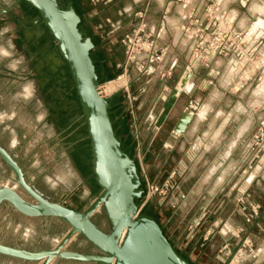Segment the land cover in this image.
I'll return each instance as SVG.
<instances>
[{
	"label": "crops",
	"instance_id": "obj_1",
	"mask_svg": "<svg viewBox=\"0 0 264 264\" xmlns=\"http://www.w3.org/2000/svg\"><path fill=\"white\" fill-rule=\"evenodd\" d=\"M72 1L76 12L81 17V25L86 29L93 42L98 45L101 52H106L103 50L104 46L114 43L116 37L114 29L124 27L125 30L131 32L138 27L140 23L138 16L142 14L143 23L146 26L145 32H149L150 37L155 41L159 49H166L162 65L167 67L172 62L175 64L172 76L166 80H160L158 74L154 73L139 79L134 75L130 82L131 85L135 84L137 100H139L138 102H140L139 104L142 106L136 108V113L131 111V115L133 118L137 119L140 125L146 124L150 132V121L152 116H149V118H147V116L151 107L154 106V117L159 115V112L161 110L163 111L165 107L168 108L167 111H165V118L159 119V131L152 138V147L155 149L153 161L151 162L149 153H146L144 161L148 173L149 169L152 167L155 168L151 180L160 184L167 171H169L175 163H178L179 160H183L181 153L185 147L191 146L192 143H194L195 137L189 135V131L196 119L193 105L202 102L203 98L207 96L206 91L200 90L201 84H206L209 91L212 87H219L225 74L230 71L225 68L229 66L230 59L218 58L210 64L209 68L198 65L191 70H187L188 43L181 38L179 31L180 26L185 21V18L181 19L180 17L182 4L170 2L168 0H129V2L123 6V12L127 14L124 15L118 10L117 14L119 17H111L109 15L108 5L111 2L112 5H115L116 2H118L117 0ZM211 1L217 2V0H191L190 8L194 6L201 7ZM220 2L226 3V10L228 11L235 8L242 15L245 13V8L241 6L240 0H234V2L220 0ZM188 10V8L183 9L185 13H187ZM132 13L136 14L133 23L130 22L129 24H125V17L127 18ZM123 19L124 21H122ZM237 20H239V17H237ZM172 21H177V23L174 24ZM24 26V30L21 29V32L23 31L24 35L29 34L30 36L29 40L25 42V46H27L28 50L36 51V57H31L32 63H37V69L38 67L41 69L37 77L40 79V81L38 79V83L42 94V103L47 111L44 117L37 114L38 116H36L35 121H30L31 131L29 134L31 138H29V140L31 142L29 145L30 151L28 152L25 149L26 162L29 161L32 167L34 166L42 169L41 173L38 175L44 172L49 173L54 171L56 170L55 168L65 167L63 168L64 171L67 172L70 168L74 169L75 173L82 181H89L91 178L87 165L88 157L85 151L86 139L83 136L82 122L77 115L79 110L73 101H70L69 97L60 92L58 88L59 85L54 84L50 76L45 77V74H43L44 69H47V73L50 71H48V67L46 66L45 58L47 57L48 60L54 57V44L45 33H33L32 30L36 31V29L29 23H25ZM232 26L234 30L241 32V29L237 28L236 22H234ZM244 47L255 49V58L258 57L259 52L264 50V35L257 33L255 36L249 37ZM110 56L111 57L106 55V58H114L113 53ZM217 62H219V66H217ZM187 72L190 73L187 87H189L190 84H194L196 87L193 88L190 94L187 89L179 92L175 101L168 100L166 97L167 94L173 88L177 87L180 79ZM8 79H10V76ZM235 79H237L236 75L232 78L228 87L222 89L224 92V101L219 107L226 115H230V118L221 132V140L213 150L209 152H203V150L197 152L195 155L199 157L198 160L194 159L193 155L190 153L192 146L188 148V157L181 163L183 173L181 177L178 178L179 191L185 195V199L177 209L171 210L167 221L168 223L163 225V232L175 249L182 255L194 256L193 260H189L185 256L190 262L192 261L193 264L198 263L200 256L202 257V255L204 256L205 254L207 256L208 253L213 254L219 245L227 239L226 237H221L222 235L224 236L227 231L239 232L240 234L243 233V235L248 234V237L252 240L257 250L264 249V172H250L251 177H255L251 178V190L248 193L247 201L256 203L261 207L258 219L250 225H245L242 222V218L239 216L237 217L234 212V190L237 185L235 182L236 175L239 171H242L246 165L244 161V145L256 125L258 123H264V107L259 112L255 109L256 101L251 102V96L254 93V87L252 88V86L243 90V94H248V97H250L248 98L247 105L242 101L240 94L232 92L230 87ZM4 84L9 86L10 81ZM165 88L168 89V92H165ZM185 112H190L192 114L191 121L183 134L176 135L173 132L174 127L178 119ZM41 117L43 118L41 119ZM222 119L223 117H221V120ZM209 121H211V115L209 116ZM219 123L220 120L217 121V125H219ZM204 127L205 125H200L201 130H203ZM242 127L245 128L243 135L237 139V133ZM45 130H50L53 133L50 140L47 139L43 141ZM34 134L36 138L32 137ZM199 134L198 132L196 136L198 137ZM50 141L56 145L48 146ZM233 143H235V147L229 149V146ZM166 144L171 145V147H165ZM56 146H60V148L58 149ZM229 151L230 155L227 154ZM225 156L226 158H224ZM212 167H217V172L206 185L200 187L199 194L194 195L193 193L199 186L203 175ZM221 173H224L222 184L216 189L214 195H209V190L213 187L216 178L220 176ZM94 188L96 190L95 185ZM171 202L172 199H169V204ZM179 202L178 200V203ZM66 203L68 204V202ZM88 204L84 206V209ZM72 208L79 211L77 207ZM12 212L13 214L15 213L13 210ZM19 216L29 219L30 221L44 222L41 229L43 235L50 233V226L52 223L59 224L61 228L64 227L67 231V227L62 222L53 218H27L22 215ZM157 216H160V210L157 211ZM182 220L185 221V227H189L194 221H201L194 232L196 234V241L189 244V246L185 245V247L181 242L183 235L177 232L178 224H180L179 222ZM164 230H167V233H165ZM205 233L208 235V240L202 243L200 238ZM63 235L54 237L55 244L44 249L53 248ZM217 235L219 236L216 237ZM37 249L41 248L37 247L32 250H26L35 251ZM242 256L244 259L245 254L243 253ZM0 258L6 257L0 256ZM256 258L257 256L253 258L254 261L252 262H254V264H264V256L261 259L255 260ZM6 259L16 264H37L23 263L9 258ZM56 262L82 264L63 260H54L50 264H55ZM234 263L236 264L237 261Z\"/></svg>",
	"mask_w": 264,
	"mask_h": 264
},
{
	"label": "water",
	"instance_id": "obj_2",
	"mask_svg": "<svg viewBox=\"0 0 264 264\" xmlns=\"http://www.w3.org/2000/svg\"><path fill=\"white\" fill-rule=\"evenodd\" d=\"M18 4L34 11L36 16L30 23L37 25L36 30L42 29L54 44V63H62L66 68L73 103L82 122L87 165L96 192L82 211L70 208L64 202L66 196L58 201L51 200L26 180L17 161L0 144V163L27 196L24 199L16 190L0 187V205L5 204L27 218H53L67 227L51 249L30 251L0 243V256L37 264H50L54 260L82 264H193L169 242L161 225L148 213L149 207L138 212L144 190L133 146L123 147L114 128L111 111L117 104L116 94L108 98L98 95L100 78L90 56L96 46L88 33L81 29L82 20L73 1L12 0V6ZM189 77L188 72L183 75L180 86L167 94L168 100H176L179 92L185 90ZM167 109H163L160 119L165 118ZM191 117L190 112H185L178 119L174 134H183ZM98 212L106 223L105 231L93 222ZM75 237L81 238L96 252L66 249ZM233 255L234 251L228 260Z\"/></svg>",
	"mask_w": 264,
	"mask_h": 264
},
{
	"label": "rangeland",
	"instance_id": "obj_3",
	"mask_svg": "<svg viewBox=\"0 0 264 264\" xmlns=\"http://www.w3.org/2000/svg\"><path fill=\"white\" fill-rule=\"evenodd\" d=\"M116 1V0H115ZM115 5H112V2L108 5L109 8V15L111 17H119L117 14V11L119 10L122 14L123 12V6L126 5L129 0H117ZM213 2V1H211ZM0 26H3L5 24L14 26L13 32L9 35H13L12 43L14 44V57L13 59H18L19 57H23L22 63L18 66L17 70L13 71L11 70L7 65L9 63L8 60H4L0 62V114H3L4 118L0 120V144L5 148V150L12 156L14 160L17 161L18 165L22 168L24 176L26 180L29 183H32L34 187L41 192L45 197L53 200H57L58 198L62 197L63 195L66 196L64 202H68V206L70 208L77 207L79 211L84 210V206H86L91 200H93L95 195V188L92 183V179L89 181H82L80 177L75 173L74 169H71V172L75 174V178L71 180V187L65 186L64 184H61L57 182L56 177L58 175H62L66 173L63 168L65 167H59L55 168L56 170L51 171L49 173H42L41 175H38L41 173L42 169L32 167L31 163L26 162V156H25V149L29 152L30 148V140L31 138L30 129H31V123L30 121H35L36 116H45L47 114L46 109L43 106L42 103V94L40 92L39 83H38V77L37 74L41 69H37L38 64L32 63L31 57H36V51L28 50L26 43L30 36L29 34H25L21 29L25 27V23L27 22V18L21 15H23L24 11L18 8L17 6H12V0H0ZM127 14V13H125ZM124 14V15H125ZM15 15V19H17L16 23H13V21L10 20V16ZM118 15V16H117ZM136 17L135 13H132L127 18L125 17V24H129L130 22L133 23L134 19ZM124 21V19L122 20ZM24 30V29H23ZM115 31V40L114 43L108 44L104 46L102 49L106 52L105 55H110L113 53L114 58L107 60L109 67L112 69L113 73L116 72V76L114 79H111L110 81H119L120 84L116 91H114L111 95L116 94V98L121 99V107L122 110L120 111V115L116 116L119 120V117L125 116L127 119V125L129 133L132 135L133 133V120L131 117V111H134V113L137 112L136 108L142 107L140 106L139 100H137V93L135 84L131 85L130 82L135 75L134 70L132 68H126L125 70V51L122 47L120 40L121 38L129 33L127 30H125L124 27H118V29H114ZM33 33H42L41 29H37L36 31L32 30ZM40 37V35H39ZM7 39V37H5ZM0 43H3V41H0ZM106 49V50H105ZM28 50V52H27ZM256 57L255 59H257ZM54 59V58H53ZM52 58L47 60V57L45 58L46 66L49 70L57 71L55 69V63ZM58 64V63H57ZM58 66V65H57ZM251 65H247L243 68L242 71L235 74L237 76V79L232 83V86L230 87L232 92H236L237 94H240L242 97V101L244 103L248 102V94H243V90L249 86L254 87V93L251 96V102L256 101L255 109L259 112L264 107V96H262L261 90L264 89V71L256 70L255 72H249ZM227 70L229 69V66L225 67ZM43 74H45V77H49L47 73V69H44ZM57 75V72H56ZM10 76V79H8ZM9 86L4 84L6 82H9ZM40 81V79H39ZM48 81V80H47ZM153 81V80H152ZM32 83L35 89L34 95H32L31 98L25 99L24 98V89L29 84ZM106 82H102L100 84H104ZM153 83V82H151ZM125 85V86H124ZM127 88V91L125 88ZM235 88L238 89V91H235ZM135 92V93H134ZM135 98V101H130L132 99L128 98ZM142 103V102H141ZM253 109V108H252ZM38 114V115H37ZM137 124H139L137 122ZM140 126V132L142 135L146 136V141L144 144V150L145 152L149 153L151 157V162L153 161V156L155 149L152 147V131L150 132L148 126L146 124L139 125ZM119 129V126L116 127ZM115 128V129H116ZM14 134V135H13ZM52 132L50 130H45V135L43 138L44 140H50V137L52 136ZM29 137H28V136ZM121 137V134H119ZM33 138H36L35 134L32 136ZM42 139V137H41ZM55 146L56 144H53L51 141L48 143V146ZM193 145V143H192ZM191 145V146H192ZM191 146H186L183 152L181 153V156H183V162L187 155V151L189 150ZM57 147V146H56ZM58 149L60 146L57 147ZM202 151V149H201ZM181 160L178 161V163H175L173 167L167 171L169 173L171 170L176 168L177 166H181V163H183ZM152 167V166H151ZM150 167V168H151ZM144 169L147 172L148 170L145 167ZM242 169V168H241ZM155 168L149 169V173L147 172V176L149 179H151L152 174L154 173ZM167 173L165 174V177L167 176ZM241 171H239L236 175V187L243 183V180L240 178ZM88 177V176H86ZM165 177L163 179H165ZM85 178V177H84ZM89 178V177H88ZM55 183L56 187L53 188L51 185ZM161 183V182H160ZM78 186V187H77ZM0 187H8L16 190L21 194V196L24 199H27V196L24 195L19 188L14 183L13 175L3 167V165L0 163ZM88 192L87 196L83 195L84 191ZM251 188L249 189L248 193L250 192ZM235 191V190H234ZM66 194V195H65ZM169 199H171V195L168 193L166 195V198L161 201L159 200V197H153L151 198L146 206L151 208L152 210V216H154L157 220V222L161 225L163 229V225L168 223V217L171 213V206L169 204ZM143 202V199H141L140 206ZM73 209V208H72ZM145 209V206L140 210L142 212ZM160 210V216H157V211ZM238 217V215H236ZM240 217V216H239ZM93 222L102 230H106L107 226L103 219V216L98 212L93 217ZM200 220L194 221L192 225H189V227H185V221L182 220L178 224L177 232L180 233V235H183L181 242L183 243L184 247L185 245L189 246V244L196 241V234L195 229L200 224ZM242 222L245 225L246 224L243 219ZM44 222L41 221H30L29 219H25L18 214H13L12 209L2 204L0 205V243L7 245V246H17L22 247L25 249H34V248H48L50 246H53L55 244V239H53L56 236L63 235L66 232V229L63 227L61 228L59 224H51V230L50 233L47 235H43L41 229ZM193 229V239H189L187 237V234L189 231ZM165 231V230H164ZM219 231V230H218ZM167 233V230L165 231ZM217 235L216 237H218ZM249 235H243V233H235L233 231H227L225 232L224 236L227 239L222 242L221 245L213 252V254H206L202 257L200 256V260L197 264H227L228 260H225V250L223 249L225 245H228L230 251L235 250L243 244V241H251L252 240L248 237ZM207 238L208 235L205 233L201 238L200 241L202 243H205L207 240H203L204 238ZM253 247L256 249L252 242ZM67 249H70L72 251H79V252H89L90 247L87 246L83 242V240L79 237H75L70 244H68ZM242 250L245 252L246 257L237 262V264H254V257H250L246 252V248H242ZM261 250L260 253L257 255V259H261L264 256V249ZM183 253V252H182ZM185 253V251H184ZM243 254V252H242ZM186 256L189 260H193L194 256L191 255H183ZM192 259H191V258ZM203 258V260H202ZM251 261V262H250ZM192 262V261H191ZM193 263V262H192ZM0 264H16L12 263L10 260L6 258H0ZM55 264H74L70 262H56Z\"/></svg>",
	"mask_w": 264,
	"mask_h": 264
},
{
	"label": "built area",
	"instance_id": "obj_4",
	"mask_svg": "<svg viewBox=\"0 0 264 264\" xmlns=\"http://www.w3.org/2000/svg\"><path fill=\"white\" fill-rule=\"evenodd\" d=\"M170 2L184 4L186 0H168ZM190 4L191 0H187ZM215 2H208L201 7H191V10L195 13L194 15L187 16L184 23L180 26V36L182 39L186 40L188 43V61H187V70H191L193 67L201 65L204 68H209L210 64L218 58H229L231 60H238L239 56L236 52L237 44L228 39L227 36L224 37V40L220 42L219 46L214 47V41L216 40L215 33L217 32V22L214 18H209L205 16L208 7H210ZM198 9V10H197ZM189 11V10H188ZM218 15H223V13H217ZM140 23L138 27L131 32L125 34L120 43L125 51V70L126 68H132L137 79L144 77L146 75L157 73L160 80H166L172 76L174 63H170L169 66L164 67L163 58L166 54V49H159L155 41L150 37L149 32L146 33V26L143 23V15L138 16ZM232 30L239 34V31ZM241 49H244V44H239ZM214 49V50H213ZM249 49V48H248ZM209 50L211 51L210 58L205 60L203 59L206 56H209ZM251 50V49H249ZM253 59H255V52L252 53ZM250 64H245V66ZM243 67V68H244ZM243 68L240 70L242 71ZM104 84H99L97 88L98 95L102 98H108L111 96L104 93ZM125 88V87H124ZM127 91V88H125ZM165 92H168V89H164ZM130 101H135V98L128 96ZM154 106L149 110V116L151 117L150 126L152 131V138L157 134L160 129V124L158 123L162 110L159 112V115L154 117L153 115ZM132 117V115H131ZM133 124V133H132V144H133V153L136 159L142 187L144 193L142 195L143 202L139 207L138 212L145 206L147 202L153 197H159V200L163 201L166 198V195L169 193L171 195L172 202L170 206L173 210L177 209L181 202L185 199V195L179 191L178 178L181 177L183 170L181 166H177L169 173L165 179L161 181L160 184L155 183L153 180L149 179L147 172L144 169V161L146 153L144 150V144L146 141V136L142 135L140 132V123L137 119L132 117ZM137 122L139 124H137ZM151 138V141H152ZM245 157L244 161L246 165L241 171L240 178L243 180V183L235 187L234 195V212L236 215L240 216L246 224H252L259 217L261 207L252 202H248V191L251 186L252 179L255 176L251 177V171H256L257 173L264 172V123H258L254 130L251 132L248 140L244 145ZM178 200L180 201L178 203ZM193 229L189 231L187 237L193 239ZM204 241L207 240L205 237ZM246 248V252L249 253L250 257H256L261 250H257L253 247L251 241H243V244L237 249L230 251L228 245L224 246L225 260H228L231 252L234 251V256L239 253L245 252L242 248ZM246 257V255H245ZM243 259L239 258V261ZM231 259L227 261V264L231 263ZM237 264V263H236Z\"/></svg>",
	"mask_w": 264,
	"mask_h": 264
},
{
	"label": "clouds",
	"instance_id": "obj_5",
	"mask_svg": "<svg viewBox=\"0 0 264 264\" xmlns=\"http://www.w3.org/2000/svg\"><path fill=\"white\" fill-rule=\"evenodd\" d=\"M229 2H234V0H229ZM241 6L245 8V13L242 15L237 9L233 8L230 11L226 10V3H221L217 0L216 3L208 7L205 13L206 17L214 18L217 22V32L216 40L213 42L214 47L219 46L220 42L224 40L227 36L228 39L232 40L234 43L239 41V44H245L248 42L249 37L255 36L257 33L264 35V0H240ZM188 8L189 11L185 13L183 9ZM198 10V9H197ZM223 13V15H218L217 13ZM2 14V13H0ZM195 13L191 10L190 4L186 2L181 6L180 17L181 19L187 18V16L194 15ZM239 17V20H237ZM236 22L237 28L241 29V32L237 34L232 30V24ZM172 23H177V21H172ZM14 26L5 24L0 26V62L8 60V67L15 71L18 66L22 63L23 57L18 59H13L14 44L12 43L13 35H9L13 32ZM7 37V39H5ZM237 44L236 52L239 56L238 60L229 61V69L223 80L221 81L219 87H212L208 90V86L204 83L201 84L200 90L206 91L207 96L203 98L202 102L193 105L195 122L189 131V135L195 137L194 143L190 149V153L193 155L194 159H199L195 154L200 152H209L213 150L221 140V132L223 128L228 123L230 115H226L219 105L224 101V92L222 89H226L228 84L231 83L232 78L240 72L245 64H250L251 67L249 72H255L256 70L264 71V50L259 52L257 59H253L252 53L256 51L255 49L249 50L248 48L241 49ZM214 50V49H213ZM211 51L209 50V56L203 59L207 60L210 58ZM219 66V62H217ZM196 87L194 84H190L187 91L190 94L193 88ZM35 89L32 83H29L24 89V98L29 99L34 95ZM264 96V89L260 93ZM211 115V121H209V116ZM221 117L223 119L221 120ZM4 118L3 114H0V120ZM43 117H41L42 119ZM220 120L219 125L217 121ZM200 125H205L204 129L201 130ZM245 128L242 127L237 133V139L243 135ZM200 133L197 137L196 134ZM14 135V134H13ZM165 147L170 148L171 145L166 144ZM235 147V143L229 146V149ZM230 155L229 153H227ZM226 158V156L224 157ZM217 167L210 168L202 177L199 186L194 191V195L199 194L200 187L206 185L217 172ZM75 178V174L68 170L62 175L56 177L57 182L64 184L65 186L71 187V180ZM224 179V173L218 176L213 184V187L209 190V195H214L217 188L220 187ZM51 187L55 188L56 184L53 183ZM84 196L88 195L85 190L83 192Z\"/></svg>",
	"mask_w": 264,
	"mask_h": 264
},
{
	"label": "flooded vegetation",
	"instance_id": "obj_6",
	"mask_svg": "<svg viewBox=\"0 0 264 264\" xmlns=\"http://www.w3.org/2000/svg\"><path fill=\"white\" fill-rule=\"evenodd\" d=\"M15 6H17L18 8H20L21 10L24 11L23 15H21V16H23V18L24 17L27 18V22L26 23H29L34 29H36L37 25H32L30 23L33 20V18L36 16L34 11H32L31 9L27 8L26 6H24L22 4H18V5H15ZM10 20L13 21V23H16V21H17V19H15V15L10 16ZM80 27H81L82 30L86 31V29L82 25ZM95 49H96V52H97L95 54V57H94L95 58V64L100 69V76L101 77H107L108 75L113 73V71L109 67V64H108V61H107V60H110V59H107L105 53L101 52V50H99L98 45L95 47ZM56 66L57 65H55V69L57 71H55V73H54L53 70H50L48 74L52 78V81L54 82V84L59 85L58 88H59L60 92H62L63 95H66L67 97H69L70 101H73L74 100L73 90H72V88L70 86V82H69V80L67 78L66 68L62 65V63H59V66H57V67ZM56 72H57V75H56ZM116 103L117 104H116V106H114V110L111 111L112 112V116H114V121L117 119L116 116L120 115V113H121L120 111L122 110L121 99L120 98H116ZM122 119L127 120L125 118V116L119 117V120H122ZM116 127H118V126H116ZM119 129H120V126H119ZM119 129L116 128L117 132H119ZM125 136L126 137H130L131 142H130V146L129 147L133 146L132 138H131L132 136L129 133L128 129H127V131L125 133ZM84 243L87 244L86 242H84ZM87 246H89L91 248L90 251L87 252V253H95L96 252L90 245L87 244Z\"/></svg>",
	"mask_w": 264,
	"mask_h": 264
},
{
	"label": "trees",
	"instance_id": "obj_7",
	"mask_svg": "<svg viewBox=\"0 0 264 264\" xmlns=\"http://www.w3.org/2000/svg\"><path fill=\"white\" fill-rule=\"evenodd\" d=\"M94 45L95 46H97V44H95L94 43ZM97 52H96V49L94 48L92 51H91V53H90V56H91V58L93 59V61H94V63H95V54H96ZM95 67H96V72H97V74H98V76H99V78H100V83H102V82H108V81H110L111 79H114V77L116 76V72H114V73H112V74H110V75H108L107 77H101L100 76V69L98 68V66L95 64ZM114 110V108L112 109V111ZM113 118H114V116H113ZM116 126H120V129H119V134H121V139H122V145H123V147H128V148H132V146L131 147H129L130 146V142H131V140H130V137H126L125 136V133H126V131H127V129H128V125H127V122H126V120L125 119H122V120H115L114 121V128L116 127ZM148 213L149 214H151V215H153L152 214V210H151V208H149L148 209ZM154 217V216H153ZM155 218V217H154ZM155 220H156V218H155ZM157 221V220H156Z\"/></svg>",
	"mask_w": 264,
	"mask_h": 264
},
{
	"label": "bare ground",
	"instance_id": "obj_8",
	"mask_svg": "<svg viewBox=\"0 0 264 264\" xmlns=\"http://www.w3.org/2000/svg\"><path fill=\"white\" fill-rule=\"evenodd\" d=\"M189 73V72H188ZM183 78V77H182ZM181 78V79H182ZM180 79V80H181ZM187 82L188 81H186V83H185V85H184V89H188V87H187ZM118 84H120L119 83V81H108V82H106V84H105V86H104V93L106 94V95H110L111 93H113L114 91H116L118 88H120L119 86H118ZM125 86V85H124ZM123 86V87H124ZM180 86V81H179V83L177 84V87H179ZM235 91H238V89L237 88H235ZM239 258H241V259H243V256H242V252L241 253H239L238 255H236V256H232V258H231V263L230 264H235L234 262L235 261H238L239 260Z\"/></svg>",
	"mask_w": 264,
	"mask_h": 264
}]
</instances>
